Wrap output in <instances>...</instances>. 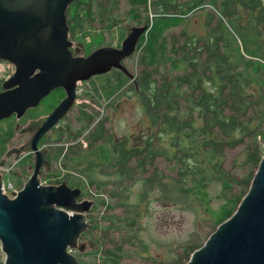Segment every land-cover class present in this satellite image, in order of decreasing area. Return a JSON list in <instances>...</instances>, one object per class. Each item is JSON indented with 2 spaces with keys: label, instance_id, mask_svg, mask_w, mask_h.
Here are the masks:
<instances>
[{
  "label": "trees",
  "instance_id": "trees-1",
  "mask_svg": "<svg viewBox=\"0 0 264 264\" xmlns=\"http://www.w3.org/2000/svg\"><path fill=\"white\" fill-rule=\"evenodd\" d=\"M206 6L203 33L186 30L187 15ZM67 8L71 37L88 29L109 34L125 19L132 27L146 25L135 44V76L123 63L130 74L113 67L91 76L82 95L98 104L132 78L122 94L140 100L147 132L131 141L132 136L114 138L104 126L106 116L97 119L90 102H83L75 112L79 125L61 124L63 117L39 140L48 146L45 161L57 165L47 173L50 184L65 181L80 188V198L92 200L90 225L81 235L95 247L82 260L79 244L76 257L80 264H127L124 256L132 247L134 253L147 251L135 228L140 203L150 193L164 205L190 210L203 228L205 237L193 229L171 261L150 255L154 264H184L236 209L263 153L257 137L264 133V63L255 57L264 56V0H72ZM175 27L178 32L171 31ZM64 94L53 88L41 98L43 113ZM11 136V130H0V147ZM20 169L14 173L17 188L28 177L23 164ZM134 183L139 199L129 202ZM212 186L218 189L212 192ZM213 199L220 204L214 206ZM121 205L127 208L123 213L112 212ZM93 209L97 215L91 219Z\"/></svg>",
  "mask_w": 264,
  "mask_h": 264
},
{
  "label": "water",
  "instance_id": "water-1",
  "mask_svg": "<svg viewBox=\"0 0 264 264\" xmlns=\"http://www.w3.org/2000/svg\"><path fill=\"white\" fill-rule=\"evenodd\" d=\"M71 1L0 0V59L15 67L0 86V119L21 117L53 88L65 92L46 116L31 122L36 129L31 138L5 152L18 158L25 149L34 155V163L12 197L0 187L3 264H80L72 250L89 226L85 213L91 201L78 199L80 188L65 181H39L45 149L38 140L72 108L78 81L113 67L129 73L123 60L134 52L146 28L132 27L119 46L99 45L86 55L72 52L66 21ZM248 187L236 209L215 225L184 264H264V150Z\"/></svg>",
  "mask_w": 264,
  "mask_h": 264
},
{
  "label": "rangeland",
  "instance_id": "rangeland-1",
  "mask_svg": "<svg viewBox=\"0 0 264 264\" xmlns=\"http://www.w3.org/2000/svg\"><path fill=\"white\" fill-rule=\"evenodd\" d=\"M123 3L124 2L120 3L121 10H123L125 7L123 6ZM206 10H208L209 12L208 6L203 7V9L190 12V14L187 15L190 16V23L186 27V30H188L189 32L192 31L197 32L198 34H202L205 22L204 13L206 12ZM214 22L215 19L212 21V23ZM132 25L133 23L131 22V20L125 19L124 22H122L119 26L111 29L109 34L102 33L99 30L96 31L88 29L80 35L77 33L71 37L69 34L68 38L73 41V45L78 44L79 47L83 48L84 53L86 54L89 51L99 47V45L105 44L111 46H119L120 42H122V40L128 33L127 31L132 28ZM178 27L171 28V31L178 32ZM260 52L264 54L263 49ZM136 55V50H134V52L131 53V55H127L123 61V63L128 67L129 72H132L131 74H133V76H135V74L137 73V67H135L137 59ZM255 58H261L260 60L262 61V63H264V56L262 54L261 56L258 55ZM131 79L132 78L127 79L123 83V86L116 90L112 96L101 97V101L98 104L92 102L89 97L82 95L83 90H86L88 88V83L91 82L90 78L85 81H81L80 83H78L81 93L75 96L74 104L70 110L66 111L64 120L61 122V124L68 121V123H70V127L72 128H75L77 125H79V123L81 122L76 120L75 118L77 106L78 104L83 102H90V106L88 107H90V109L93 108L94 111H96L97 119L106 116L104 126H106L108 128V131L112 133V137L118 138L127 136L129 138V136H132L130 138V141L134 140V138L136 139L142 137V135L148 130V124L141 109L142 105L140 103V100L133 96V93L131 95H128L127 97L126 93L122 94L124 89H127V86L129 82H131ZM2 82L3 79L2 77H0V86ZM46 114L47 113H43L41 105L37 104L35 107L29 109L27 108L26 111L22 113L21 117L17 118L15 116L9 115V118L3 120L0 119V130H11L12 132V136L10 137V139H7L6 141H4L5 144L1 145V147H5V149L3 150V153H0V157L2 158V160L0 161V176L2 178L0 179V182L1 180L9 181L17 187L16 183L14 182V173H19V171H21L20 165L22 164L27 169L28 176L31 174L33 170L32 165L34 163L33 155L31 152H26V150L23 149V151L18 155V158L13 152H11L8 156H5V152H7V150L12 146L20 147L21 145L25 144L27 139L31 138L34 132L33 129H28L27 126L30 125L31 121L38 119L39 117L42 118L46 116ZM257 140L264 148V133H261V135L257 137ZM39 144L45 149V151L48 149L47 144H42L41 142H39ZM85 144L86 143L83 142V146H85ZM1 147L0 150H2ZM234 152L236 151H232L228 155L227 161L232 157ZM24 157H27V160ZM162 160V157L158 156L156 162L160 167L164 168L165 163ZM55 166L57 167L56 162H53L49 166V163L45 161V163L40 167L41 172L38 177L39 181L44 184H50L51 179H48L49 177L47 173L50 172L51 169H53L52 167L55 168ZM25 180L26 178L24 179V183ZM122 182L126 184L129 183V180L125 178ZM136 188L137 183H134L130 189L131 196L128 198L129 202L134 201L135 199H139L135 195ZM211 188L212 192L218 189L215 186H212ZM78 199H88L89 201L91 200L87 196H83ZM155 199H157L155 194L149 193L147 196H144L143 200L140 203L142 204V214H140L141 218L139 220V223L137 222L138 225L136 224L137 227L135 228L138 232V236L144 240L143 242L145 244H147V251H141L140 254L139 251L138 253H134L135 247H132V252H129L127 257L124 256V261L127 264H154L152 257H155L158 260L162 259L164 260V263H167L173 259L174 254L181 253L182 249L180 247L186 241V239L190 237V233L193 229L201 231L200 238L205 237L203 228L195 223V216L190 213V210L180 209L172 204L167 206L164 205V203H162L160 200ZM212 201L214 206H218L220 204V202L216 199H213ZM125 209L127 208L121 205L112 210V212L123 213ZM92 211L93 212L91 219H94L97 213L95 209H93ZM85 214L87 216V213ZM86 216L85 219H87ZM87 221H89V219ZM106 222L101 221V223L105 224ZM94 232L96 234H100L96 230ZM77 245H79L80 247H84L85 252L80 253L79 256L78 249L80 247H78L76 251H73V253L76 256H79L82 260H88V251H93V247H95L94 241L80 235ZM0 255L4 256L2 250H0ZM150 255L152 257H150Z\"/></svg>",
  "mask_w": 264,
  "mask_h": 264
},
{
  "label": "built area",
  "instance_id": "built-area-1",
  "mask_svg": "<svg viewBox=\"0 0 264 264\" xmlns=\"http://www.w3.org/2000/svg\"><path fill=\"white\" fill-rule=\"evenodd\" d=\"M15 71V67L14 64L10 61H6V60H2L0 59V77H2L3 81L6 80L8 78V76H10L12 74V72ZM81 81H78L76 83V93L77 95H79L81 93L80 91V87L78 85V83H80ZM1 190L4 192L5 195L12 197V195L17 191H19V189L21 188H17L12 182L9 181H3L1 180Z\"/></svg>",
  "mask_w": 264,
  "mask_h": 264
},
{
  "label": "flooded vegetation",
  "instance_id": "flooded-vegetation-1",
  "mask_svg": "<svg viewBox=\"0 0 264 264\" xmlns=\"http://www.w3.org/2000/svg\"><path fill=\"white\" fill-rule=\"evenodd\" d=\"M71 2H72V1H71ZM67 10H68V9H67ZM130 29H131V28H130ZM128 31H129V30H128ZM71 42L73 43V41H71ZM117 46H118V45H117ZM69 48H71L72 52H76V50H77V52H78L79 54H81V55H86V54H87V53H86V54L84 53L83 48L79 47L78 44H76V45L70 44V47H69ZM13 116H14V115H13ZM15 117H16V116H15ZM63 117H65V115H64ZM63 117H62V118H63ZM62 118L59 120V122L62 120ZM31 122H32V121H31ZM31 122H30V125L27 126V128H28V129L31 128V129H33V131H35V130H36V129H35V124H33V123H31ZM59 122H58L57 124H59ZM57 124H56V125H57ZM56 125H55V126H56ZM53 126H54V125H53ZM53 126H52V127H53ZM55 126H54V127H55ZM52 127H51V129H52ZM27 128H26V129H27ZM51 129H49V130H51ZM48 132H49V131H47L46 133H48ZM33 133H34V132H33ZM46 133H45V134H46ZM45 134H44V135H45ZM44 135H43V136H44ZM43 136H41V138H43ZM41 138H39V140H40ZM39 140H38V142H39ZM23 143H24V142H23ZM39 145H40V144H39ZM40 146H41V145H40ZM12 147H16V146H12ZM12 147H11V148H12ZM16 148H19V147H16ZM42 148H43V147H42ZM43 149H44V148H43ZM8 150H9V149H8ZM8 150H7V151H8ZM26 152H28V151H26ZM13 153H14V152H13ZM19 154H20V153H19ZM19 154H18V155H19ZM44 155H45V152H44ZM45 156H46V155H45ZM33 159H34V155H33ZM45 160H46V159H45ZM1 179H2V178H1ZM80 196H81V195H80ZM80 196H79V198H80Z\"/></svg>",
  "mask_w": 264,
  "mask_h": 264
}]
</instances>
